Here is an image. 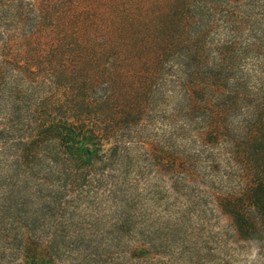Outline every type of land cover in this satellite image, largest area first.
Listing matches in <instances>:
<instances>
[{"label":"trees","instance_id":"obj_1","mask_svg":"<svg viewBox=\"0 0 264 264\" xmlns=\"http://www.w3.org/2000/svg\"><path fill=\"white\" fill-rule=\"evenodd\" d=\"M161 193L165 235L224 222L264 264V0H0V264L97 250L84 205L146 243Z\"/></svg>","mask_w":264,"mask_h":264},{"label":"rangeland","instance_id":"obj_2","mask_svg":"<svg viewBox=\"0 0 264 264\" xmlns=\"http://www.w3.org/2000/svg\"><path fill=\"white\" fill-rule=\"evenodd\" d=\"M155 130L160 129H149L148 133L153 136ZM161 194L162 199L159 203L148 200L147 204L138 209V213L141 214L133 219L137 222V226L148 227L149 236L145 238L148 242L142 243L143 238H139L137 234L124 235L119 245H113L109 249H105L103 245L112 239L113 234H105L103 230H106L110 223L116 222L117 217L114 214L117 210L111 206H105V203L92 207L84 205L72 219H65V223L72 221L67 237L70 234L71 238L76 239L84 231V236H92L95 242L102 244L97 250L89 253L88 249L82 250L83 245L79 251L61 252L58 257L60 261L57 264H258L255 262L259 256L258 244L252 241H233L232 236L229 233L226 234L227 226L223 231L226 235L225 239L217 245L215 233L219 234V229L224 222L217 224L211 221L206 224L204 230H192L190 233L189 227L187 233L179 238L165 235V194ZM76 222L83 224L85 229L75 233ZM90 223L97 226L96 233L88 229ZM6 229L7 223L0 221V234ZM25 236H27L26 233H24ZM41 241L43 245L45 238ZM135 246H142L149 252L139 255L135 252ZM19 253L18 260L23 258L22 255L19 257ZM223 254L231 256V260L225 261Z\"/></svg>","mask_w":264,"mask_h":264}]
</instances>
